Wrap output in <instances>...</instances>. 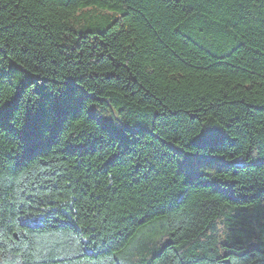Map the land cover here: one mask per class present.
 Returning a JSON list of instances; mask_svg holds the SVG:
<instances>
[{
	"label": "trees",
	"instance_id": "trees-1",
	"mask_svg": "<svg viewBox=\"0 0 264 264\" xmlns=\"http://www.w3.org/2000/svg\"><path fill=\"white\" fill-rule=\"evenodd\" d=\"M0 264H264V0H0Z\"/></svg>",
	"mask_w": 264,
	"mask_h": 264
}]
</instances>
